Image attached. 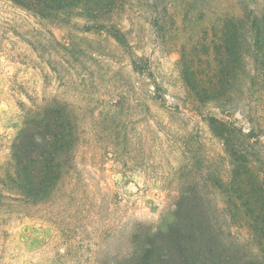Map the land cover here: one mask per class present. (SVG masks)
I'll use <instances>...</instances> for the list:
<instances>
[{
  "label": "rangeland",
  "instance_id": "374dc122",
  "mask_svg": "<svg viewBox=\"0 0 264 264\" xmlns=\"http://www.w3.org/2000/svg\"><path fill=\"white\" fill-rule=\"evenodd\" d=\"M158 1L167 8L158 27L152 0H115L101 14V22L121 31L120 43L86 15L65 26L0 0V168L28 112L58 106L78 134L79 187L101 211L90 221L65 219L61 230L41 210L6 223L0 264H103L135 225L151 235L174 227L176 198L211 175L230 196L226 220L233 237L251 245L239 225L242 215H234L231 161L207 118L232 122L245 134L256 129L247 141L234 139L253 163L245 180L256 175L264 190V50L256 62L247 54V36L236 33L232 70L216 77L229 80L221 99L231 92L235 110L200 103L207 97L195 96L188 83L211 81L225 25L260 17L264 0ZM133 58L150 71L135 72Z\"/></svg>",
  "mask_w": 264,
  "mask_h": 264
},
{
  "label": "trees",
  "instance_id": "16d2710c",
  "mask_svg": "<svg viewBox=\"0 0 264 264\" xmlns=\"http://www.w3.org/2000/svg\"><path fill=\"white\" fill-rule=\"evenodd\" d=\"M6 1L40 21L65 26H69L73 18L86 15L88 19H94L96 28L103 27L111 38L122 42L121 31L99 19L103 12H111L115 0ZM150 7L154 15L153 27H158L165 20L163 13L167 8H163L158 0H152ZM91 28L87 27L86 31ZM225 30L224 41L216 46L219 67L212 70L211 81L196 80L189 82L188 86L195 96L200 92L207 97L200 99V103L220 104V107L232 111L237 106L231 92L226 99H221L229 80H217L216 77L221 73L226 77L232 70L229 66L237 56L234 50L237 47L236 33L247 36V54L259 61L260 52L264 50V13L260 17H248L246 23L239 26L229 21ZM223 57L227 58L225 62ZM131 65L137 73L145 75L150 71L144 68L146 64L143 67L134 58ZM257 74L258 77L261 75ZM215 93H220V97L210 96ZM53 107L46 103L28 112L10 147V157L0 168V228L12 220L29 218L39 210L52 215L51 223L60 230L65 219L85 222L101 213L94 198L79 187L78 134L69 127L64 110ZM207 119L211 133L221 141L231 161L236 199L234 215H242L243 222L239 225L249 231L251 245L237 242L233 237L226 220L230 196L221 179L211 175L202 183H189V191L176 198L173 204L174 227L151 235L145 226L135 225L115 257L103 264H264V190L258 186L256 175L245 180L244 176L253 172V163L249 162L246 150L234 139L238 137L247 141L256 135V129L245 134L232 122L213 116ZM53 210L56 214H52Z\"/></svg>",
  "mask_w": 264,
  "mask_h": 264
}]
</instances>
